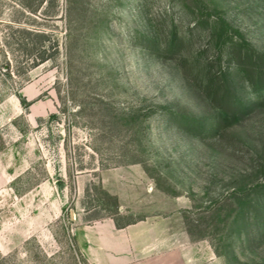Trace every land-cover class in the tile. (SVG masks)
<instances>
[{"label":"rangeland","instance_id":"1","mask_svg":"<svg viewBox=\"0 0 264 264\" xmlns=\"http://www.w3.org/2000/svg\"><path fill=\"white\" fill-rule=\"evenodd\" d=\"M112 222L264 264V0H0V257L90 264Z\"/></svg>","mask_w":264,"mask_h":264},{"label":"crops","instance_id":"2","mask_svg":"<svg viewBox=\"0 0 264 264\" xmlns=\"http://www.w3.org/2000/svg\"><path fill=\"white\" fill-rule=\"evenodd\" d=\"M80 232L76 247L90 264H152L149 256L158 248L150 242L148 227L142 223L120 229L113 222L103 223Z\"/></svg>","mask_w":264,"mask_h":264},{"label":"trees","instance_id":"3","mask_svg":"<svg viewBox=\"0 0 264 264\" xmlns=\"http://www.w3.org/2000/svg\"><path fill=\"white\" fill-rule=\"evenodd\" d=\"M6 260L0 257V264H5Z\"/></svg>","mask_w":264,"mask_h":264}]
</instances>
